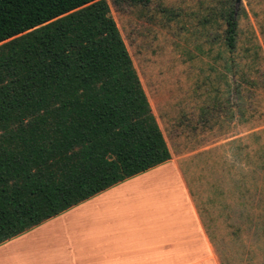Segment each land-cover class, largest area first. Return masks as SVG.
Here are the masks:
<instances>
[{"label":"trees","instance_id":"16d2710c","mask_svg":"<svg viewBox=\"0 0 264 264\" xmlns=\"http://www.w3.org/2000/svg\"><path fill=\"white\" fill-rule=\"evenodd\" d=\"M215 12L209 51L238 100L259 85L261 46L230 2ZM230 107L264 128V106ZM251 128L258 148L236 151L264 168ZM169 158L106 0H0V243Z\"/></svg>","mask_w":264,"mask_h":264},{"label":"rangeland","instance_id":"374dc122","mask_svg":"<svg viewBox=\"0 0 264 264\" xmlns=\"http://www.w3.org/2000/svg\"><path fill=\"white\" fill-rule=\"evenodd\" d=\"M106 1L173 157L196 184L198 202L212 200L215 223L208 227L223 264H264V230L252 233L246 221L222 208L251 198L250 212L264 214V168L236 151L238 138H254L253 126L264 154V128L256 126L261 118L242 122L230 115V106H264V0ZM227 2L241 13V36L254 32L262 54L261 70L254 74L259 85L243 84L238 100L209 51L221 28L215 11ZM253 138L251 149L258 148Z\"/></svg>","mask_w":264,"mask_h":264},{"label":"crops","instance_id":"0c3cea01","mask_svg":"<svg viewBox=\"0 0 264 264\" xmlns=\"http://www.w3.org/2000/svg\"><path fill=\"white\" fill-rule=\"evenodd\" d=\"M167 147L168 160L1 242L0 264H223L208 227L212 200L198 202L196 184ZM252 203L243 198L222 208L259 236L264 214H252Z\"/></svg>","mask_w":264,"mask_h":264},{"label":"water","instance_id":"95a60500","mask_svg":"<svg viewBox=\"0 0 264 264\" xmlns=\"http://www.w3.org/2000/svg\"><path fill=\"white\" fill-rule=\"evenodd\" d=\"M236 2H238V0H235Z\"/></svg>","mask_w":264,"mask_h":264}]
</instances>
